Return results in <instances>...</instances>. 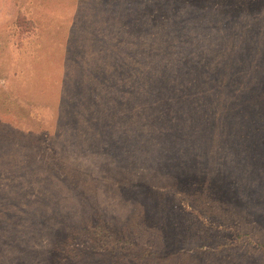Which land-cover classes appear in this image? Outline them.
<instances>
[{"label": "rangeland", "instance_id": "rangeland-1", "mask_svg": "<svg viewBox=\"0 0 264 264\" xmlns=\"http://www.w3.org/2000/svg\"><path fill=\"white\" fill-rule=\"evenodd\" d=\"M259 244L264 0H0V264Z\"/></svg>", "mask_w": 264, "mask_h": 264}, {"label": "trees", "instance_id": "trees-1", "mask_svg": "<svg viewBox=\"0 0 264 264\" xmlns=\"http://www.w3.org/2000/svg\"><path fill=\"white\" fill-rule=\"evenodd\" d=\"M182 188H184V187H182ZM184 190H185V188H184ZM187 191L186 192H189V193H193V194H195V190L192 188V187H190V189H186ZM185 194H188V193H185ZM226 245V243H223V244H218V245H216V248H222V247H224ZM260 248V251L262 252V253H264V244H259V245H257L256 246V249L258 250ZM195 252L197 251V250H194ZM201 251V250H200ZM197 252L198 254L199 253H201V252ZM193 252V251H192Z\"/></svg>", "mask_w": 264, "mask_h": 264}]
</instances>
